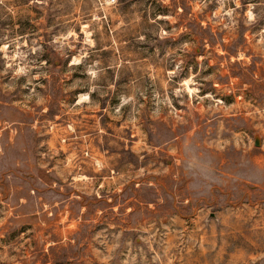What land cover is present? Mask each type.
Instances as JSON below:
<instances>
[{
	"label": "rangeland",
	"instance_id": "rangeland-1",
	"mask_svg": "<svg viewBox=\"0 0 264 264\" xmlns=\"http://www.w3.org/2000/svg\"><path fill=\"white\" fill-rule=\"evenodd\" d=\"M0 264H264V0H0Z\"/></svg>",
	"mask_w": 264,
	"mask_h": 264
},
{
	"label": "water",
	"instance_id": "water-1",
	"mask_svg": "<svg viewBox=\"0 0 264 264\" xmlns=\"http://www.w3.org/2000/svg\"><path fill=\"white\" fill-rule=\"evenodd\" d=\"M255 146L258 147L260 146V138L256 137L255 139Z\"/></svg>",
	"mask_w": 264,
	"mask_h": 264
}]
</instances>
